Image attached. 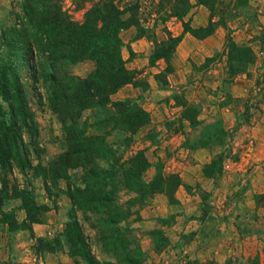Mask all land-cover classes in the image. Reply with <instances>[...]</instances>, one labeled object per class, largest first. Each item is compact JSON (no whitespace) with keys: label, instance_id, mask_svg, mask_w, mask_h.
I'll return each instance as SVG.
<instances>
[{"label":"rangeland","instance_id":"obj_1","mask_svg":"<svg viewBox=\"0 0 264 264\" xmlns=\"http://www.w3.org/2000/svg\"><path fill=\"white\" fill-rule=\"evenodd\" d=\"M62 1L75 19H82L84 9L76 10L74 0ZM133 1L119 3L125 6ZM160 1L139 0L140 28L130 26L121 30L120 37L122 55L127 62L136 54L129 43L137 39L141 42L134 47L140 48L137 52L148 58V66H153H144L147 68L144 76V68L131 69L135 84H140L144 90H163L159 95L131 99L140 106L144 103L160 105L164 122L161 129L148 126L139 129L126 147L118 143L121 131L113 132L108 140L114 142L113 146L123 158L138 150L144 152L150 162L144 173L146 181L153 177L159 163L165 173H172L168 170L172 168L169 158L161 160L164 155L171 154V150L162 148L164 137L187 133L189 136L183 145L193 149L207 147L209 156L200 170L193 171L192 185H184L179 191L177 187L172 200H168L165 193H155L142 205L131 206L132 214L118 226L122 233L127 230L131 246L140 247L144 252L143 264H264V0H217L212 12L208 6L191 0L192 6L184 20L198 28L207 26L212 15L214 32L219 28L220 33L219 39L206 43L210 55L202 62L200 56L188 50L195 45L188 40L182 41L188 32L183 31L181 20L168 17L169 9ZM13 2L0 0V34L1 29L13 21ZM128 29H131L130 34L125 31ZM228 34L237 45L249 47L250 51L230 52L226 46ZM178 35L180 40L169 55L168 63L158 59L151 64L150 54L165 45L162 42L168 37ZM230 55L233 56V73L228 66ZM167 66L172 72H166ZM93 67V61L85 60L71 65L70 71L85 76ZM175 71L180 74L175 79L177 84L168 79ZM22 77L37 124L39 151H34L29 145V134L23 132L31 166L25 173L16 166L10 167L5 175L0 169V189L2 181L6 182L9 195L26 188L35 203L44 204L48 209L41 214L42 223L33 224L36 227L33 235L28 229L9 231L0 222V264H88L80 254L71 252L64 233L72 207L67 181L63 178L54 181L47 171L50 161L61 151L62 125L49 109L45 91L42 88L33 90L26 69L22 70ZM112 99L118 100L114 95ZM91 114V110L84 111L82 119L90 118ZM98 130V126L92 129ZM203 155H200L202 160ZM178 158L190 166L187 156ZM212 161V177L202 178L204 167ZM69 173L79 176L81 172L71 169ZM189 192L194 199L178 203L176 195L182 197ZM4 195L0 192V198ZM129 196V192L118 188V204ZM21 203V198L13 197L3 201L1 207L6 211L14 209L16 219L21 220L25 216L19 207ZM166 203L173 204L172 208H167ZM150 206V210L154 206L162 207L160 211L165 216H155L158 226L143 229L139 225L140 211ZM75 210L92 255L101 264L115 263L116 254L109 250L112 242L105 239L108 235H117L114 207L107 213L84 208ZM152 230L159 233H152ZM161 237L165 239L164 244L157 252L154 246Z\"/></svg>","mask_w":264,"mask_h":264},{"label":"trees","instance_id":"obj_2","mask_svg":"<svg viewBox=\"0 0 264 264\" xmlns=\"http://www.w3.org/2000/svg\"><path fill=\"white\" fill-rule=\"evenodd\" d=\"M120 1L74 0L76 10L84 9L82 19L78 20L64 7L62 0H14L13 21L4 26L0 34L1 173L5 175L13 166L25 173L31 166L23 132L29 134V145L34 151H39L37 124L29 107L26 82L22 77V70L26 69L33 90L42 88L45 91L47 105L62 125L61 151L50 161L47 171L54 181L60 178L67 181L72 207L64 233L71 252L80 254L88 264L101 263L90 251L75 208L108 212L113 206L117 235H108L105 239L112 242L109 250L116 254V261L103 264H143L144 252L140 247L131 246L127 230L122 233L118 224L132 214L131 206L142 205L155 193H165L168 200H172L175 190L181 185L180 176L165 173L160 163L153 177L146 181L144 173L150 162L144 152L138 150L123 158L113 146L114 142L108 140L113 132L121 131L118 143L126 147L132 140L131 136L150 122L148 111L133 99H112L122 86L135 84L134 72L126 66L127 59L122 55L120 31L130 26H141L139 0L125 6L120 5ZM160 2L169 9L168 17L181 20L184 32L200 39L214 32L212 15L207 26L198 28H193L188 20H184L192 6L191 0ZM196 2L208 6L212 12L217 0ZM168 38L162 42L165 45L150 54L151 64L158 59L168 63L180 35ZM226 46L230 52L250 51L249 47L237 45L229 34ZM228 57L229 71L233 73V56ZM85 60L94 62L90 72L85 76L71 73V65ZM165 70L172 72L169 66ZM86 110H91V117L82 119ZM189 121L193 122L192 119ZM97 126L100 130L92 131ZM213 164L214 161L204 167L206 177H212ZM71 169H79L81 173L75 176L69 173ZM118 188L131 194L119 204L116 197ZM0 192L5 193L0 198V222L9 231L28 229L33 235V224L42 223L41 214L48 209L47 206L35 203L26 188L9 195L5 181H2ZM13 197L22 200L19 207L24 210L25 216L21 220L16 219L14 209L6 211L1 207L3 201ZM151 232L159 233L158 230ZM164 240L161 237L156 242L155 251H160Z\"/></svg>","mask_w":264,"mask_h":264},{"label":"crops","instance_id":"obj_3","mask_svg":"<svg viewBox=\"0 0 264 264\" xmlns=\"http://www.w3.org/2000/svg\"><path fill=\"white\" fill-rule=\"evenodd\" d=\"M130 30H125L126 32H128L127 34H130ZM220 33H219V28L216 29V31L203 39L200 38H196L192 35H190L189 33H186L183 37V40H188V42H191L192 44L195 45V47L193 46L192 48L188 49L189 52L193 51L199 58V56L201 57V62L204 60V58L206 56H209L210 53L207 52L206 49V43H208L211 39L217 38L219 39ZM129 40V39H128ZM216 40V39H215ZM141 42V40H135V41H130V45L132 46V50L134 52H136V54L134 55L133 58L129 59V61L127 62L128 64H130V66H126L129 69H136V70H141L144 68L145 65H149L148 64V58L147 57H141L142 55L137 52V50H139L140 48H135L134 46L138 45V43ZM137 43V44H136ZM196 48V49H195ZM141 50V49H140ZM128 57V56H127ZM126 58V57H125ZM142 60V61H140ZM144 60V62H143ZM140 62H142V64H140ZM153 66H148V68H152ZM159 70H156L155 72H158ZM147 73V68H144L142 74L143 76ZM180 74L178 71H175L171 74V77H169V81L172 83L177 84L178 81H175V79L178 77L179 78ZM179 82H183V80L181 81V79L179 80ZM180 84V83H179ZM145 89V88H144ZM140 84H132V83H128L124 86H122L116 93H114L113 95L115 96L116 99H125V98H138L141 95L147 96V95H154V94H161V89H153V90H149L146 89L144 90ZM163 94V93H162ZM143 108L148 111L149 115H150V122L148 123V128H153V127H157L160 128L162 127V124L164 122V116H163V110L162 107L158 104L155 103H150L149 105H146L145 103L142 105ZM164 109V108H163ZM161 123V124H160ZM147 128V129H148ZM165 136V135H164ZM188 134H182L181 132H179V135H174L172 137H164L162 139V148L167 149V150H171V154L169 155H164L163 158L161 160L165 161L168 160L169 158V162L172 164V168L169 169V172L172 173H177L180 178H181V185L178 188L182 189L184 187V185H192V180H193V171L195 170V168L197 170L201 169V165L203 166L204 163L207 162L208 158H206V156H209V150L207 147H203L201 146L200 148H196L193 149L191 147H185L183 145L184 140H186V138H188ZM170 152V151H169ZM206 152V153H204ZM201 154L203 155L204 160L201 159ZM178 156H183V158H185L186 156L188 157V162L190 164V166L184 165L186 162H182ZM190 156V157H189ZM200 157V158H199ZM202 178H206L205 175H203ZM201 180V179H199ZM194 184V183H193ZM184 189V188H183ZM192 193H186L184 195L179 196L176 195V199L178 200V203H185L194 199L195 196H192ZM165 200H162V203H165ZM167 204V203H166ZM153 206V205H152ZM173 204H167L166 207L167 208H172ZM151 206L148 209H144L140 211V216L141 219L139 221V225L142 226L143 229H151L154 228L156 226H158V220L157 217L155 216H160L163 217L165 216L163 213H161V209H163L162 207L160 209H158V206H154L152 207V209L150 210ZM165 209V208H164ZM159 210V212H158ZM36 227L33 226V230L35 231ZM174 244V243H173Z\"/></svg>","mask_w":264,"mask_h":264}]
</instances>
